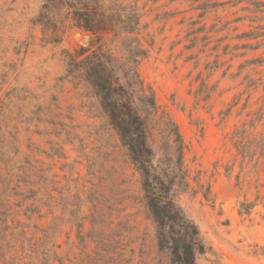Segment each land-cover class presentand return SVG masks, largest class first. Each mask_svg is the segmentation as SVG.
I'll use <instances>...</instances> for the list:
<instances>
[{
	"label": "rangeland",
	"instance_id": "obj_1",
	"mask_svg": "<svg viewBox=\"0 0 264 264\" xmlns=\"http://www.w3.org/2000/svg\"><path fill=\"white\" fill-rule=\"evenodd\" d=\"M44 1L0 0V264H170L139 177L65 78L95 38L64 16L40 23ZM115 1L140 14L139 75L184 142L196 264H264V159L231 141L264 98V0Z\"/></svg>",
	"mask_w": 264,
	"mask_h": 264
},
{
	"label": "trees",
	"instance_id": "obj_2",
	"mask_svg": "<svg viewBox=\"0 0 264 264\" xmlns=\"http://www.w3.org/2000/svg\"><path fill=\"white\" fill-rule=\"evenodd\" d=\"M50 14L68 18L73 27L95 38L69 57L65 78L74 88L82 86L84 97L95 102L87 112L102 123L94 135L110 133L139 177L141 202L155 226L159 253L170 264H196L206 246L179 204V197L191 189L184 142L177 124L160 109L152 88L139 75V64L147 56L134 34L140 14L115 0H45L40 23ZM101 35L112 36L114 42L121 39L119 54L104 49ZM254 83L248 81L247 88ZM246 117L232 133L233 146L243 159H264V98Z\"/></svg>",
	"mask_w": 264,
	"mask_h": 264
}]
</instances>
